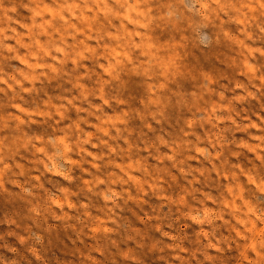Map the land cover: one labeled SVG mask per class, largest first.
<instances>
[{
  "label": "rangeland",
  "instance_id": "obj_1",
  "mask_svg": "<svg viewBox=\"0 0 264 264\" xmlns=\"http://www.w3.org/2000/svg\"><path fill=\"white\" fill-rule=\"evenodd\" d=\"M0 264H264V0H0Z\"/></svg>",
  "mask_w": 264,
  "mask_h": 264
},
{
  "label": "clouds",
  "instance_id": "obj_2",
  "mask_svg": "<svg viewBox=\"0 0 264 264\" xmlns=\"http://www.w3.org/2000/svg\"><path fill=\"white\" fill-rule=\"evenodd\" d=\"M210 10V3H200L196 9L198 12L207 13Z\"/></svg>",
  "mask_w": 264,
  "mask_h": 264
}]
</instances>
